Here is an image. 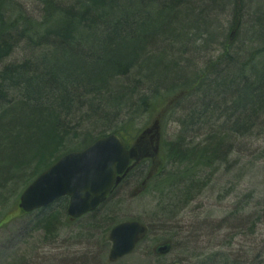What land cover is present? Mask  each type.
I'll list each match as a JSON object with an SVG mask.
<instances>
[{"label": "bare ground", "instance_id": "bare-ground-1", "mask_svg": "<svg viewBox=\"0 0 264 264\" xmlns=\"http://www.w3.org/2000/svg\"><path fill=\"white\" fill-rule=\"evenodd\" d=\"M219 1L210 0L207 4L200 0H171L165 1L164 7L160 8L155 7L157 0H36L38 6L32 12L21 4L17 5V0H5L9 8L5 10L0 7V67L3 68L0 72V117L5 116L6 106L7 109L16 110L17 116H21L33 128L30 130V135L34 137L32 141L18 139L19 146L26 145L29 148L39 143L37 146L40 149L33 147L30 153L37 151L36 148L43 151L59 146L57 143L52 144L54 140H45L42 136L49 135V129L52 130L45 122L51 123L56 118L57 125L65 128L61 133L66 138L73 134L74 128L81 126L85 129L84 133L90 129L92 132L96 130L94 136H86V145L61 155L30 185L65 156L83 152L97 141L111 136L118 137L127 151L142 141L143 148L158 147L159 158L145 157L139 161L132 159L129 163L130 171L122 175V180L113 187L106 200L88 215L101 211L128 184L135 171L140 168L143 174L145 166L150 164L149 171L133 192V197L149 195L150 182L157 181L159 173L151 177L149 175L159 162V170L168 164L173 169L171 176L159 178L151 189L156 199L155 212L164 218L163 221L166 219L170 222L169 225L164 222L165 236L151 250L155 261L159 263L174 251L187 253L189 264H195L197 256L196 253L185 251V243L188 242L190 246L192 242L189 235L182 237L184 231L180 229V222L176 227V223L168 218L172 210L177 209L168 203L169 197H175L179 192L182 198L180 204H185L217 188V202L233 193L242 199L231 208L217 204L225 209L224 216L198 213L200 227L212 230L209 236L203 237L202 243L206 239H214L215 242L226 241L230 246L227 252L218 249L210 254L209 264H264V26L258 24L264 22V13H260L261 8H257V16H248L250 18L247 19L244 33L242 17L247 16V10L242 6L238 10L232 7L233 16L238 20L230 25L221 42L214 43L220 53L201 65L196 64V58L191 59L188 47H193L194 53H198L213 42L218 27H214L212 17L228 0ZM191 3L198 8L188 9L187 5ZM262 7L264 9V4ZM207 8L211 9L210 13L205 11ZM242 34L244 39L241 38ZM251 35L260 43V48L236 47L239 41L246 44V39ZM61 46L67 49L62 50ZM115 55L118 57L116 62L107 64L110 56ZM92 56L94 61H98L93 69L97 73L95 84L91 86L87 83L89 88L85 86L79 89L76 82L82 76L75 73L73 61L81 59L89 62ZM9 60L11 62H7ZM125 66L127 73L123 77L121 71ZM25 69L37 74L38 83L30 74L27 76L30 84L26 86L28 89L22 87L19 94L12 93L6 85L22 80L20 72ZM61 71L75 85H67L66 91L57 98L46 97L35 108L36 111H23L19 105L20 99L27 103L25 98H32L41 90L47 72ZM108 89L109 95L106 96ZM77 93L83 96L71 99ZM114 93H119L123 105L112 104L105 107L103 112L98 110L100 100L101 103L109 104ZM239 109L249 120L242 127L244 134L234 139L221 129L231 125ZM51 114L56 117L53 118ZM141 118L147 122L137 130L134 126ZM101 119L107 123L103 124ZM170 120L179 126L172 140L165 137L166 123ZM0 122L1 126L5 125L4 121ZM245 139L253 142L245 143ZM16 143L13 144L15 148L18 147ZM173 143L180 147L178 151L182 155L176 161L171 159L169 164L165 157L163 159L162 150H167ZM66 147L67 143L64 149ZM6 157L8 154L4 157V150L1 149L0 160ZM36 163V160L31 162V168ZM14 180L20 178L14 177ZM0 191L5 192L3 181L0 183ZM63 201H67L69 206V197L50 206ZM117 220L108 218L105 221L109 227L115 225L111 227V234L123 224H137L143 232L131 253L116 260L110 259L112 262L133 254L151 233L150 226L139 220ZM67 221L69 224L77 222L70 221L68 217ZM154 221L155 218L152 224ZM60 223L54 221L53 228L60 227ZM111 234L110 254L113 249ZM177 238H181L180 241H176ZM238 238L241 243L236 247L233 242ZM211 248L214 251L212 244Z\"/></svg>", "mask_w": 264, "mask_h": 264}, {"label": "rangeland", "instance_id": "rangeland-1", "mask_svg": "<svg viewBox=\"0 0 264 264\" xmlns=\"http://www.w3.org/2000/svg\"><path fill=\"white\" fill-rule=\"evenodd\" d=\"M17 1V5L21 4L27 8V10L32 12L35 11L34 9L38 6L36 0ZM157 1L155 7L162 8L166 4L165 1L170 2L171 0ZM209 1L210 0H200V2L207 4ZM244 2H246L244 8L247 10L245 12L247 13V16L242 17V20L244 21V29L242 30L245 33L246 25L248 24L247 19L250 18L248 16H257L259 14V9L257 8H263L262 6L264 2H262L263 4H258L256 6H253L252 1L250 0H244ZM230 3H232V1L228 0L227 4L221 7L215 16H210L214 19V27H218V34L213 42L208 43L203 48V51L200 50L198 53H194L195 49L193 47H188L191 59L196 58V64L201 65L202 62L212 59L220 53V50H216L217 48L215 49L214 43L221 42L225 38L226 33H228L230 25H234L236 21L233 16L232 8L235 6L233 3ZM253 3H256V1L253 0ZM0 7L5 10L9 8V6L5 5V0H0ZM210 8L212 9V7ZM210 8H207L205 11L210 13ZM241 38L244 39L243 34ZM236 47L240 49L245 47L260 48L261 46L260 43L254 39L253 35H251L246 39V44L243 43V41H239ZM7 62H11V60ZM3 64H5V62ZM2 70L3 68L0 67V72ZM109 118H111V116ZM146 122V119L141 118L140 122L134 126L135 129L140 130L145 126ZM102 123L106 124L107 121H102ZM178 130V123L171 120L167 121L166 139H174V134L177 133ZM94 134H96V130L90 134L88 133V135L93 136ZM243 140L244 139H242V141ZM244 142L250 143L253 141L251 139H245ZM87 143L86 139L83 138L80 140H69L65 149L64 147L66 143L63 144L64 147L57 149L55 153L63 150L73 151L80 149ZM4 160L6 159L4 158ZM51 161V159H47L46 162L50 163ZM6 162L0 161V183H2V179L3 182H5V180L9 181L5 182V192L0 191V264H189L188 261H190V259H187V253L183 254L181 251H174L160 263L155 261V257L152 255L151 250L154 247V244L161 242L162 238L165 236L164 226H166V223L164 222H167L166 219L163 221L164 218L155 212L156 199L151 194L152 186H154L158 180L150 182L152 185L147 192L149 195L142 196L141 198L133 197V192L138 189L142 179H144L143 176L149 171L150 164L145 166L143 174H141V170L135 171L131 175L128 184L125 185L124 188H121L113 201L107 203L101 211L99 210L96 214L85 216L73 224H69L67 221V201L65 203L59 202L55 204L52 207V212L56 213L58 218L57 222L61 223L60 227H52V233H48L46 229H42L41 227L36 228L35 223L37 222V218L32 215L22 214L18 206L20 197L25 189L43 170L46 169V167L42 168V165L39 163H36L32 168L29 166L31 170L24 171L19 177L20 180L14 181V176L11 174L15 166L13 167V164ZM15 170L18 171L16 168ZM3 172L5 174L4 178ZM253 184L254 182L251 185ZM197 194L199 193H196L195 195ZM182 197L184 198V196ZM216 198L217 188L212 190L211 193L204 194V196L198 195L194 201L189 203L186 202L185 204H180L182 198L179 193H177L175 197H169L170 201H168V203L175 205L177 209L172 210L173 213H175V216H173V213L172 215L167 216L171 221L176 223V227L178 226L177 223L180 222V229L184 231L182 237L190 236L192 243H190V246L188 242L185 243V251L197 254L194 259L195 264H207V262L209 264V261H211L208 260L210 254L218 249H221L223 252L226 250L227 252L230 248L226 241L225 243L220 240L215 242L214 239H212V241L206 239L204 243L201 241L203 237L209 236L212 230L210 228L206 230L205 228L200 227V221L197 216L198 213H204V215L209 216L212 215V213H216L217 217L224 216L225 209L217 204L231 208L235 202H240L239 200L242 199V197L239 199L237 193L224 196L221 201L219 200L220 202H217ZM213 204V208L208 209V207ZM58 210H61V213ZM108 218H115L118 219L117 221L121 222L139 220L145 225L150 226L151 233L146 242L142 243L133 254L112 262L109 258L111 250V243L109 241L111 234L110 230L113 225L109 227V224L107 225L105 223ZM154 218L155 221L154 224H152L151 221H153ZM169 224L170 222L168 225ZM180 239L177 238L176 241H180ZM228 240L230 239L228 238ZM233 243H235L236 246L237 244H240L241 241L238 238ZM211 244L214 246V251H212V248L210 249ZM220 246L223 247L221 248Z\"/></svg>", "mask_w": 264, "mask_h": 264}, {"label": "water", "instance_id": "water-1", "mask_svg": "<svg viewBox=\"0 0 264 264\" xmlns=\"http://www.w3.org/2000/svg\"><path fill=\"white\" fill-rule=\"evenodd\" d=\"M139 145L127 151L116 137L99 140L80 153H72L39 176L21 195L19 208L31 213L69 197L68 217L75 221L95 211L111 194L131 168L132 159L159 158V148ZM159 162L149 177L158 173ZM123 175V176H122ZM143 229L137 224H123L111 234L113 249L110 259L116 260L134 250Z\"/></svg>", "mask_w": 264, "mask_h": 264}, {"label": "trees", "instance_id": "trees-1", "mask_svg": "<svg viewBox=\"0 0 264 264\" xmlns=\"http://www.w3.org/2000/svg\"><path fill=\"white\" fill-rule=\"evenodd\" d=\"M232 1L235 4L234 6L236 7L235 8L236 10H238L237 8H240L241 6L242 7L246 6L245 5L246 2H244V0H232ZM250 1H252L253 6H256V5L264 2L262 0L261 1L255 0L256 3H253V0H250ZM82 3L91 4L92 2L91 1H82ZM187 7L190 10H195L196 8H198V6L194 3L188 4ZM260 13H264L263 8L260 9ZM236 15H239V14L236 12ZM263 18H264V15H263ZM235 20L237 22L238 18H235ZM258 24H262L264 26V22H260ZM61 48H62V50L67 49L66 46H64V47L61 46ZM110 57L111 58H109L108 61H106L107 64L115 63L116 60L118 59V57L116 55L110 56ZM91 60L92 61H89V62L85 61L84 62L81 59H79V60L74 59V61H73V67H74L75 73L79 74V76H82V78H80L78 80V82H76V86H78L79 89L85 88V86L89 88V86L86 85L87 83H89L91 86L95 84L96 79L94 77L97 73L96 72L94 73L93 69H94V66H96L95 62H98V61H94V57ZM125 68H126V66L122 69V71H121L122 75L121 76H123L124 74L127 73ZM30 72L31 71H28V69L22 70L20 72V75L23 76L22 80H19L18 83L13 84V85H9V84L6 85L7 82L5 79V85L11 89L12 93L18 92V94H19V91L22 87H24L27 90L28 87H26V86L30 85L28 83L29 77H27V76L31 74L30 76L33 75L35 80L37 77V74H35V73L33 74ZM47 74H48L47 79H45L43 81V84L41 86V90H38L34 97L25 98V100L28 101L27 103H25L23 99H20L19 105L22 106L23 111H28V110L36 111L35 108L39 107L40 102L42 100L47 99L50 96H55L57 98L62 92L66 91L67 85L68 86H70L71 84L75 85V83H72V80L68 78V76H67V74H65V72H62V71L58 72V73L47 72ZM25 76H26V78L24 79ZM91 79H92V81H91ZM46 81H48V82H46ZM36 82H37V80H36ZM114 87H117V86H114ZM114 87H109V88H111L113 90V89H115ZM95 88H96V86H95ZM109 90L110 89H108L106 91V96L109 95V93H108ZM90 91H93V90H90ZM95 91L96 90H94V92ZM94 95H99V94L94 93ZM79 96L81 97V96H83V94H79V93H77V95L74 94V96H73L74 98H71V99H79L80 98ZM76 101H78V100H76ZM101 102L102 101L100 100L99 104L97 105V109L99 108L98 110H100L101 112H103V110H106L105 107H108L112 104L113 105L114 104L123 105L122 99H121L119 93L113 94V96L110 99L109 104H104ZM80 111H82V110H80ZM92 113H96V112H92ZM48 114H50V113H48ZM39 115H41V114H39ZM93 115L96 118H100L96 114H93ZM51 116L53 118L56 117L53 114H51ZM0 120L4 121V123H5V125L1 126L2 124L0 122V151H1V149L4 150V157H5V154H8V157L5 158L6 160L3 159L0 161L1 162L8 161L6 163L13 164V167L15 166V168L18 169V171H16L14 168V170H12L13 172L11 175L14 177H18V178L20 177L21 174H23L24 171H28V170L30 171L31 170V168L29 166H31L30 164L34 160H36L39 164H41L42 168H44V167L47 168L51 164H53L56 160H58L61 155H63L64 153H66L68 151V150H63V151L55 153V151L57 149H60L63 146L62 144L67 143L69 140H80L82 138L85 139L86 136L88 135V133L89 134L92 133L91 129L88 131V133H86V131L84 133L85 129L82 128V126H81L80 128H74L73 134H71L70 137L66 138V137H64V133H61L62 130L65 128L59 127L57 125V118H56V119L52 120L51 123L45 122L48 126L52 127V130L49 129V132H50L49 135L44 134L42 136H43V138H46L45 140H49V141L54 140V142L52 141V144L55 145L57 143V144H59L60 147L56 146L53 149L47 148V149L41 151V150L37 149V148H39L38 147L40 145L39 143L37 144L38 146L34 145L32 147H29V148L26 145L25 146L24 145L19 146L18 143L20 141H18V139H21V140L24 139V140H27V142L28 141L31 142L34 137L32 135H30V130L32 128L31 126H29L30 123H28L26 120H22L21 116H17L16 110L7 109L5 106V116L0 117ZM101 120H104V119H101ZM248 120H249V118L246 116V114L242 110L239 109L237 111V115L234 118V120H231V125L224 128V129H221V130L222 131L224 130V133H226L228 136L235 139V138L239 137L240 134H244V130L242 127L244 125H246ZM34 125L41 127L38 124H34ZM32 130H33V128H32ZM54 135L56 138H54ZM16 136H19V137H16ZM72 137L75 139H70ZM95 139H97V137H95ZM182 139H184L183 135H182ZM15 142H17L16 144L18 145V147H16V148L13 145ZM33 147H37L36 148L37 151H34V153H30V150ZM179 148H180L179 146H176V143H173V144H171V146L167 150L166 149L162 150L163 151L162 152L163 159L165 157V159L168 160L167 163H169V164L171 162V159H173V161H176V159H179L178 156L182 155V153H179V151H178ZM34 157L37 159H35ZM47 159H51L52 161L50 163L46 162ZM138 170H140V168ZM172 171H173V169L169 168L168 164H164L163 169L160 171V173L156 179L158 180L159 178H162V177L163 178L168 177V176L170 177L172 174L171 173ZM25 173H27V172H25ZM4 175L5 174L3 172V178H4ZM2 181H3V179H2ZM14 181H16V180H14ZM5 182H9V181L5 180ZM177 193H179V192H177ZM65 202L66 201H63V203H65ZM58 211L61 213V210H58ZM29 215H32L33 217L37 218V222L35 223L36 228L41 227L42 229H46L48 233H52L51 228L53 227L54 221L56 222L58 219L56 213L52 212V206H50L46 209L36 211V212L29 214Z\"/></svg>", "mask_w": 264, "mask_h": 264}]
</instances>
